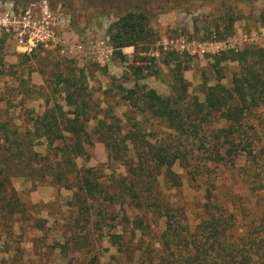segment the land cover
I'll list each match as a JSON object with an SVG mask.
<instances>
[{"label":"rangeland","instance_id":"374dc122","mask_svg":"<svg viewBox=\"0 0 264 264\" xmlns=\"http://www.w3.org/2000/svg\"><path fill=\"white\" fill-rule=\"evenodd\" d=\"M43 1L0 0V22L8 28L0 24V264H88L93 256L94 264L179 261L161 249L167 203L190 236L206 208L219 212L224 223L235 221L258 252L256 264H264V108L246 112L237 138L251 153L218 161L224 138L216 130L226 121L205 109L200 114L196 102H204L210 85L231 88L237 96L240 88L232 79L242 65L232 58L217 61L234 49L191 54L167 45L177 37L231 40L238 51L254 50L247 62L264 80V0H47L44 17L69 18L70 31L78 35L97 24L98 34L109 36L121 15H147L152 36L114 47L105 64L53 49L18 52V11L33 8L41 18L35 6ZM72 76L79 77L90 116L79 155L62 149L73 141L68 132L49 145L35 129L46 108L53 107L59 120V107L73 110L61 81ZM147 90L178 101L190 116L186 133L177 137L151 115L143 103ZM108 143L119 159L108 157ZM161 144L181 154L172 166L181 182L177 188L165 181L163 168L136 167L140 161L151 164L150 150ZM86 175L92 186L84 190Z\"/></svg>","mask_w":264,"mask_h":264},{"label":"trees","instance_id":"16d2710c","mask_svg":"<svg viewBox=\"0 0 264 264\" xmlns=\"http://www.w3.org/2000/svg\"><path fill=\"white\" fill-rule=\"evenodd\" d=\"M110 40L115 48L126 46H135L138 40L152 36L150 28H148L147 15L140 11H129L121 15L114 22L113 27L109 31ZM4 39L0 38V47H2ZM224 52L217 58H232L240 61L241 71L239 75L234 76L232 81L240 88V93L234 96L231 88L220 86H207L206 95L203 103L196 102L197 110L201 114L204 109L209 114H217L220 119L226 121L224 127L218 128L216 131L219 136L224 138L221 153L217 150L216 156L218 161L224 159V155H237L241 151L251 153V148L241 144V138L237 139L242 133L246 112L252 107L264 108V80L260 72L251 67L247 62L249 55L254 53L251 48H245L241 51ZM262 54V50H259ZM64 84L63 91L65 93V101L68 105L73 106L71 112H62L59 107L60 120L53 109L48 107L37 117L36 132L37 135L43 136L49 145H52L56 139L61 138L62 130L68 132L71 136L72 143H66L65 147L68 154L79 155L84 152L82 146V138L87 135L85 124L89 121L90 116L84 113V108L88 103L86 99L81 97L77 88L79 85V77L72 76L61 80ZM182 82V90H186L184 80ZM143 103L152 116L162 119L168 128H171L177 137L186 133L187 119L185 113L176 105L177 100H173L169 96H161L155 94L152 90L143 93ZM84 113V114H82ZM62 124V129L60 128ZM56 128V129H55ZM108 157L119 159L117 154L113 155L114 149L109 143L106 145ZM152 163L144 166L141 158H138L140 164L137 169L146 168H163L165 181L170 182L172 187H179L181 182L179 176L172 170L173 163L180 157V153L163 144L153 146L150 150ZM90 173V169L86 170ZM162 172V170H161ZM148 174L151 173L147 172ZM82 189L86 190L89 185L92 186L90 176L81 179ZM69 188L70 184H67ZM81 187V185H80ZM159 203L157 197L153 198ZM165 217V237L163 238L162 251L166 256L178 255L179 261L174 257L170 263L166 264H256L254 254L258 253L253 242L248 240L246 233L240 232L235 221L224 223L219 212H214L211 208H206L200 215L199 221L195 227V234L190 236L188 225L185 222L178 224L175 214L170 205L165 204L162 212ZM185 219L184 214L181 217ZM233 219V217H232ZM180 225V226H179ZM180 227V229L178 228ZM89 261L88 264H94L96 257ZM153 262H151L152 264ZM161 263V262H160Z\"/></svg>","mask_w":264,"mask_h":264},{"label":"built area","instance_id":"2783aa9c","mask_svg":"<svg viewBox=\"0 0 264 264\" xmlns=\"http://www.w3.org/2000/svg\"><path fill=\"white\" fill-rule=\"evenodd\" d=\"M32 5H35V3ZM48 6L47 0L43 1V5L35 6L38 12L41 13V18L38 17L33 8L27 10L20 8L18 11V19L16 20L18 28H16L17 32L15 33L18 41V52L31 53L39 48H45L53 49L61 54L72 55L78 60L91 59L100 64L108 63L111 60L114 46L111 44L110 37L106 32L98 34L100 30L97 24L87 28L81 35L74 31L73 34L70 31L69 18L62 15L58 18H51L49 15L44 17L43 13L47 12ZM1 25L6 27L4 23ZM106 27L107 25H105V29ZM6 30H8L7 27ZM77 36L80 38H77ZM245 38L251 39L253 37L245 35ZM167 43H170L167 44L170 48L187 51L191 54L215 53L225 49L238 50L235 42L231 40L200 43L187 40L184 37H177Z\"/></svg>","mask_w":264,"mask_h":264},{"label":"flooded vegetation","instance_id":"af4514ba","mask_svg":"<svg viewBox=\"0 0 264 264\" xmlns=\"http://www.w3.org/2000/svg\"><path fill=\"white\" fill-rule=\"evenodd\" d=\"M28 2V0H18V2Z\"/></svg>","mask_w":264,"mask_h":264}]
</instances>
